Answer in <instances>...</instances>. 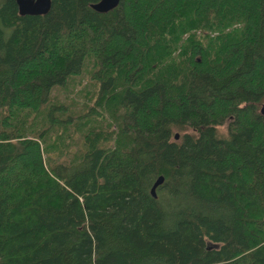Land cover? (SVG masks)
Instances as JSON below:
<instances>
[{"label": "trees", "instance_id": "1", "mask_svg": "<svg viewBox=\"0 0 264 264\" xmlns=\"http://www.w3.org/2000/svg\"><path fill=\"white\" fill-rule=\"evenodd\" d=\"M98 1L0 0V264H264V0Z\"/></svg>", "mask_w": 264, "mask_h": 264}, {"label": "water", "instance_id": "2", "mask_svg": "<svg viewBox=\"0 0 264 264\" xmlns=\"http://www.w3.org/2000/svg\"><path fill=\"white\" fill-rule=\"evenodd\" d=\"M19 13L21 15H40L48 12L51 6V0H15ZM120 0H100L97 3L91 4V7L98 12H108L118 6ZM260 113L264 117V100L260 107ZM178 134L175 135V138ZM163 182V177L159 176L153 183L151 193L156 196L155 189Z\"/></svg>", "mask_w": 264, "mask_h": 264}, {"label": "rangeland", "instance_id": "3", "mask_svg": "<svg viewBox=\"0 0 264 264\" xmlns=\"http://www.w3.org/2000/svg\"><path fill=\"white\" fill-rule=\"evenodd\" d=\"M227 123H228V120L225 121L221 126H219V131L221 133H225L228 130ZM174 133H175V135L178 134V137L175 138V139L179 140L181 132L179 130H175Z\"/></svg>", "mask_w": 264, "mask_h": 264}]
</instances>
